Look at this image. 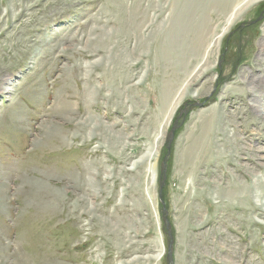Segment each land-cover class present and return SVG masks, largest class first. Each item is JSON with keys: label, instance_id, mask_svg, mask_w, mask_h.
Returning a JSON list of instances; mask_svg holds the SVG:
<instances>
[{"label": "rangeland", "instance_id": "obj_1", "mask_svg": "<svg viewBox=\"0 0 264 264\" xmlns=\"http://www.w3.org/2000/svg\"><path fill=\"white\" fill-rule=\"evenodd\" d=\"M243 1L0 0V264H167L184 109L174 264H264V0Z\"/></svg>", "mask_w": 264, "mask_h": 264}, {"label": "water", "instance_id": "obj_2", "mask_svg": "<svg viewBox=\"0 0 264 264\" xmlns=\"http://www.w3.org/2000/svg\"><path fill=\"white\" fill-rule=\"evenodd\" d=\"M263 19V16L260 17L256 21H252L249 23V25H254L261 21ZM187 117V109L181 110L179 116L175 120L174 125L170 129L168 136L166 138V155L164 156L160 168V173H161V179L159 181V191H158V197L159 201L162 205L163 208V213H162V220L164 223V228L166 232V237H167V254H166V263L167 264H174V244H175V239H174V233L172 229V224L169 218V212L166 207V203L164 200V189L166 186L167 182V167H168V162L170 159L171 155V150H172V145L176 136L177 130L181 128L183 123L185 122ZM185 118V120H184ZM182 121V122H181Z\"/></svg>", "mask_w": 264, "mask_h": 264}, {"label": "bare ground", "instance_id": "obj_3", "mask_svg": "<svg viewBox=\"0 0 264 264\" xmlns=\"http://www.w3.org/2000/svg\"><path fill=\"white\" fill-rule=\"evenodd\" d=\"M258 1H260V0H244L243 2H242V7H250V6H253L256 2H258ZM246 3V4H245ZM245 4V5H244ZM242 14H238V16L233 20V22H232V24H231V26H230V28H232L241 18H242ZM235 17V16H234ZM229 28V29H230ZM228 31L229 30H227V29H225V31H224V34L220 37V39L217 41L218 42V47H221L222 46V43H223V39L225 38V36L227 35V33H228ZM230 32V31H229ZM205 59V58H204ZM206 61V60H205ZM201 63H203V60H202V62ZM205 63V62H204ZM203 63V64H204ZM205 66H206V64H204ZM203 66H202V64H201V68H202ZM198 68H200V67H198ZM201 68L198 70V72H200L201 71ZM207 70V69H206ZM203 71H205V70H203ZM196 77V76H195ZM197 78H200V76H197ZM258 85L260 86V88H262V90H264V77L262 78V79H260L259 80V83H258ZM255 87H257V86H255ZM258 88V87H257ZM187 89V88H186ZM184 94H183V98L184 97H186L185 96V94H186V92H183ZM182 98V99H183ZM175 99V98H174ZM263 101L262 100H258V102H256V105H255V107H254V109L258 112V113H261L262 115H264V108H263V106H262V104H264V102L262 103ZM176 106V105H175ZM175 106H174V108H175ZM173 108V109H174ZM215 108V107H214ZM173 109H172V111H173ZM174 110H176V109H174ZM216 110L217 109H211V111L210 112H208L207 113V118H211L210 120H209V124L211 123H213V121H215V118H216V116H217V112H216ZM203 144V143H202ZM204 145V144H203ZM202 145V146H203ZM173 150V149H172ZM184 163H186V161L184 160ZM156 179H157V176H156V178H155V180H154V184H155V182H156ZM174 230V229H173Z\"/></svg>", "mask_w": 264, "mask_h": 264}]
</instances>
